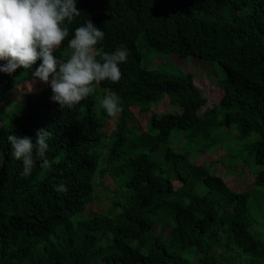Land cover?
<instances>
[{"label": "trees", "instance_id": "obj_1", "mask_svg": "<svg viewBox=\"0 0 264 264\" xmlns=\"http://www.w3.org/2000/svg\"><path fill=\"white\" fill-rule=\"evenodd\" d=\"M76 6L80 14L55 54L70 51L68 40L88 19L105 32L98 57L126 46L121 79L96 84L119 94L122 111L108 136L103 128L113 116L97 115L93 98L60 107L49 84L3 113L31 70L0 73V264H218L216 244L229 264H264L248 193L229 188L220 176L225 167L219 173L196 165L187 149L171 145L184 134L199 157L218 143L221 130L234 126L240 140L254 132L251 184L264 187V0H78ZM139 37L158 54L217 62L224 73L218 102L198 114L207 99L195 73L143 66ZM130 106L151 113L146 132L128 126ZM42 128L50 133L48 166L37 158L31 175L22 177L7 137L35 139ZM106 176L119 189L109 190V207L86 213L95 180L103 187ZM61 184L66 192L55 190ZM164 216L169 239L153 234Z\"/></svg>", "mask_w": 264, "mask_h": 264}, {"label": "clouds", "instance_id": "obj_2", "mask_svg": "<svg viewBox=\"0 0 264 264\" xmlns=\"http://www.w3.org/2000/svg\"><path fill=\"white\" fill-rule=\"evenodd\" d=\"M77 3L78 0H0V61H6L0 63V73L11 76L17 69L31 70L35 79L50 84V99L60 107L79 104L95 91V84L118 82L121 64L129 55L128 48L120 45L98 57L96 46L104 40L105 32L88 19L75 28L68 40L70 55L57 56L56 49L69 37L68 25L80 14ZM99 106L108 116L122 111L120 96L115 92L104 94ZM49 137L43 128L35 139L14 132L8 135L11 155L22 162V177L31 175L37 158L42 167L48 166ZM55 190L66 192L67 187L61 184Z\"/></svg>", "mask_w": 264, "mask_h": 264}, {"label": "rangeland", "instance_id": "obj_3", "mask_svg": "<svg viewBox=\"0 0 264 264\" xmlns=\"http://www.w3.org/2000/svg\"><path fill=\"white\" fill-rule=\"evenodd\" d=\"M136 43L142 48L141 63L143 66H147L151 69H158L166 72H186L192 70L195 73L194 83L201 90L203 96L207 99L205 106L199 109L198 114H201L206 107H210L218 102L221 96V89L219 88V82L224 75L221 66L217 62H207L199 59L194 55L186 57H177L171 54H158V52L152 48H145L141 45L144 43L143 38L139 37ZM70 55V51L65 50L57 54V56L67 57ZM21 83L17 84L11 91L7 104L2 109V112L9 109H16L23 101V94H30L40 90L43 87L49 85L47 82H42L39 79H35L32 74L27 77H23ZM95 91L89 95V98H93L92 109L97 115H101L104 111L99 106V99L106 93V91L94 85ZM82 103V101L80 102ZM128 114V126L135 128L141 132H146V125L150 121L151 113H140L138 107L130 106L127 109ZM118 115L113 116L106 122L103 131L109 136L114 130L118 120ZM137 129V130H136ZM175 131L172 132L174 134ZM217 144L207 149L205 153L198 155L192 154L197 151V145L190 144L187 141V137L184 134L176 139H172L171 145L173 149L188 151V160L196 165L205 164L211 170L213 168L223 169V174L220 175L224 178L226 184L230 189L234 191H244L248 193V209L249 214L254 220V227L251 232L254 236L264 241V187L254 186L251 184L253 178L252 172L257 167L249 159L250 154L254 148L253 144L258 139L257 135L253 132L244 139L237 137V131L234 126L227 130H221L216 134ZM188 142V143H187ZM228 152L226 153L224 152ZM162 148H159L158 154L161 155ZM105 160V157L103 158ZM243 160L249 161L247 168L243 167ZM214 170V169H213ZM216 172V171H215ZM222 172V170H221ZM219 171V173H221ZM251 172V173H250ZM99 180L96 179L95 191L91 195V203L87 207L86 213H98L103 211L106 207H109L110 201L113 196L109 190H115L117 183L109 176L105 177L104 186L99 187ZM174 187H178V182L173 183ZM124 189H121L123 191ZM154 236H162L165 239H169L171 235V227L168 219L164 216L156 224L153 231ZM218 257V264H229L228 257L224 253V246L216 244L214 247ZM188 256L193 259V251L187 250ZM230 252V250H229ZM239 262V261H238ZM236 263V262H235Z\"/></svg>", "mask_w": 264, "mask_h": 264}]
</instances>
